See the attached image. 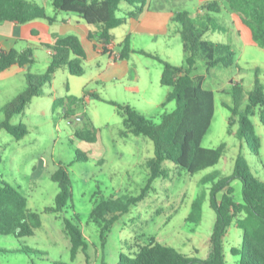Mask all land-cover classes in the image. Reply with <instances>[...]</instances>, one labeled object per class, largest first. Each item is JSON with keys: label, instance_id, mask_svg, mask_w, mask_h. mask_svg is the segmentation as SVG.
<instances>
[{"label": "rangeland", "instance_id": "obj_1", "mask_svg": "<svg viewBox=\"0 0 264 264\" xmlns=\"http://www.w3.org/2000/svg\"><path fill=\"white\" fill-rule=\"evenodd\" d=\"M28 1L43 6L51 18L75 16L58 12L53 0ZM200 2L151 0V9L160 11L159 7H163V13L187 11L192 16H198L203 14L202 8L206 4L200 6ZM131 8L122 3L119 17L125 16ZM38 21L44 27L49 26L46 20ZM174 27L180 29L171 21L167 36L157 34L155 40L154 34L134 35L131 47L135 52L128 60L117 62V67H129L130 71L125 78L115 82L106 81V73L99 68L105 70L110 64L114 65L115 59H111L110 53L97 54L93 46L88 47L83 64L84 77H73L69 70H61L51 84L43 87V95L33 99L22 114L12 119V124L27 127L29 133L23 140L18 141L6 131H0V185L4 182L26 197L29 209L42 215L44 225L35 237L18 240L0 236V264H117L122 254L129 255L149 239L175 248L200 262L208 260L217 215L211 207L212 184L204 180L211 176H219L220 179L231 177L235 161L241 154L254 176L264 182V126L259 115L252 117L261 142L260 154L256 156L235 135L239 123L232 129L234 134L229 133L232 114L224 106L234 105L233 84L243 85L245 94L253 89L257 78L264 84V48L246 41L235 45L238 68H217L209 75L204 63H198L195 74L206 76L204 88L215 93V116L202 147L217 149L225 146L224 155L218 165L193 176L165 161L159 176L152 181L148 163L155 157L154 144L146 137L124 134L126 119L118 107L128 106L156 124L161 123L165 114L176 110L175 102L167 103L171 90L161 85L164 72L161 62L180 67L184 65L181 37H169ZM92 30L100 29L92 27ZM121 31L123 29L117 30V38ZM231 38L226 33L208 35L211 41L222 40L229 44L232 43ZM32 49L35 64L21 67L24 69L22 75L0 78V124L5 121L3 108L27 89L26 76L46 75L51 65L48 48L35 44ZM141 51L155 58L139 53ZM116 52L115 55L122 52L121 45H117ZM85 93L91 100L85 101ZM94 94L113 104L96 100ZM69 97L78 99L75 108L81 121L78 117H66L62 108L54 109L57 100H65L67 104ZM246 106L247 100L242 109ZM77 152L84 154L87 161H78ZM60 165L68 169L73 199L67 213L48 214L46 210L56 206L60 193L59 185L52 180ZM231 186L235 201L242 203L241 182L233 180ZM139 197H143L142 200L130 203L128 212L118 218L106 234V240L103 239L101 226L91 220L97 204L105 200L127 203L128 199ZM199 198L203 206L201 220L197 221L190 217ZM75 216L79 221L75 220ZM66 219H74L73 222L86 237L89 259L79 253L72 261V244L65 230ZM242 237L243 232L235 225L228 229L224 239L228 264L239 263L240 258L233 256L231 251L241 250Z\"/></svg>", "mask_w": 264, "mask_h": 264}, {"label": "trees", "instance_id": "obj_2", "mask_svg": "<svg viewBox=\"0 0 264 264\" xmlns=\"http://www.w3.org/2000/svg\"><path fill=\"white\" fill-rule=\"evenodd\" d=\"M122 3L134 7L135 11L119 17ZM53 5L58 12L77 15L89 27H99V38L104 44L103 54H108L106 47L113 41L112 31L126 25L130 19H138L151 7V0H53ZM224 10L238 15L251 31L254 44L264 48V0H215L203 6L202 15L192 16L187 11L174 13L173 23L180 27L184 65L177 67L161 62L164 66L161 85L171 90L167 103L175 102L176 110L165 114L161 123L156 124L128 106L118 107L126 119L124 134L146 137L154 144L155 157L148 163L152 181L159 176L165 161L193 176L218 165L224 155L225 146L217 149L202 147V141L208 134L215 116V93L204 88L206 76L195 74L200 61L204 63L207 75L217 68H238L237 52L231 45L208 39V35L222 32L219 16ZM37 20L56 22V18L49 17L46 9L36 3L28 0H0V25H26ZM121 47L120 61L128 60L130 54L135 52L130 39H126ZM47 48L53 51L47 74L27 75V89L3 108L5 121L0 124V131H6L18 141L23 140L29 131L22 124H12V119L22 114L33 99L43 95V87L52 83L59 70L67 68L73 77L78 78L85 75L83 64L87 53L78 37H61L55 46ZM139 53L155 58L144 51ZM33 64L35 59L31 49L24 52L15 49L0 50V74L15 66L24 68ZM232 95L233 107L224 104L232 114L229 133L233 135L232 129L239 123V130L235 135L246 143L252 154L258 156L261 142L256 135L252 117L258 114L264 126V84L257 78L253 89L247 94L243 85L233 84ZM93 96L98 101L112 103L99 95ZM246 100L247 106L242 109ZM77 102L78 99L73 97H69L67 104L65 100L59 99L55 102L54 109L62 108L66 117L75 118ZM77 156L78 161H87V157L81 152H77ZM52 180L59 185L60 193L56 206L47 209L46 213L62 215L68 212L73 199L68 169L60 165ZM233 180H239L242 184V203L235 201L231 186ZM204 182L212 184L211 207L217 215L208 260L200 262L175 248L149 239L145 244L138 245L129 255L122 254L117 264H228L224 254V239L232 225L243 232L241 250L231 251L233 256L240 258L238 264H264V182L254 176L241 154L235 161L231 177L220 179L219 176H211ZM142 198L128 199L127 203L122 200H105L98 203L92 212L91 220L101 226V237L106 240V234L111 231L118 218L128 212L129 204L139 202ZM202 206V200L199 198L193 205L190 217L192 220H201ZM75 220L79 221L78 216H75ZM73 221L74 219L65 220V230L72 244V261H75L79 253L85 254L89 259L88 241ZM42 226V215L29 209L27 198L2 182L0 236L18 240L31 238L36 236ZM30 252L34 254L33 251Z\"/></svg>", "mask_w": 264, "mask_h": 264}, {"label": "crops", "instance_id": "obj_3", "mask_svg": "<svg viewBox=\"0 0 264 264\" xmlns=\"http://www.w3.org/2000/svg\"><path fill=\"white\" fill-rule=\"evenodd\" d=\"M215 1V0H210ZM220 1V0H218ZM205 4L206 2H200V6ZM160 11H152L151 7L146 9V11L138 18V19H130L128 23L120 29L121 31L119 38H117L116 32L119 29L112 31L113 41L109 44L106 49H108V53L111 55V59H115V63L110 64L109 67L106 69L101 70L106 73L104 78L108 82H115L119 80V78H125L127 76V71H130L129 67H117L119 60V55H115L117 45H121L126 41V39H131L136 34H146L149 36L150 34H154L156 37L157 34H163V36H167V27L168 24L174 18V13H163V7H159ZM135 8L132 7L126 14L134 12ZM226 13V16H224ZM224 19H220V24L223 27V30L219 34H229L232 37L230 40L232 43H226L231 45L237 52V48L235 45H240L242 42H247L248 44H254L252 39L251 31L242 23L241 18L231 13L227 10H224L221 17ZM55 23L48 22L49 26L44 27L40 25L39 21H34L26 25H16L13 23H4L0 25V50L2 51H11L17 50L19 52H24L25 50L32 49V46L35 44H39L43 47H53L56 45L57 41L61 37H68V36H76L80 39L86 53L87 48L93 46V49L96 51L97 54L103 53L104 44L100 41V32L93 31L92 27H89L81 18L77 15H67L66 17L59 19L57 16ZM175 24V23H174ZM217 34V33H216ZM180 36L179 29L174 27V31L170 33L169 37ZM181 37V36H180ZM158 37L154 38L157 39ZM175 38V37H174ZM175 40V39H174ZM120 41V42H117ZM215 42V41H214ZM217 42L225 43L222 40H218ZM101 46L102 49H99ZM50 51V49H48ZM184 57V56H183ZM118 59V60H116ZM111 62V61H110ZM112 63V62H111ZM180 67V66H177ZM26 68V67H24ZM126 68V69H125ZM67 69V68H63ZM61 69V70H63ZM222 70L221 68H218ZM22 69L19 66L12 67L8 71L0 74V78H12L16 75H22ZM59 70L57 74L61 71ZM68 70V69H67ZM56 74V75H57ZM72 76V75H71ZM85 76V75H84ZM83 76V77H84ZM137 74H135V77ZM89 93V92H88ZM22 94V93H21ZM19 96V95H18ZM85 101L91 100V97L88 96L87 93L84 94ZM79 114L76 115L78 117ZM78 120L81 121V118L78 117ZM41 163H43L41 161ZM41 168L44 169L45 166L41 165ZM44 225L42 226V228ZM41 228V229H42ZM39 231V230H38ZM37 231V232H38ZM36 232V235H37Z\"/></svg>", "mask_w": 264, "mask_h": 264}, {"label": "built area", "instance_id": "obj_4", "mask_svg": "<svg viewBox=\"0 0 264 264\" xmlns=\"http://www.w3.org/2000/svg\"><path fill=\"white\" fill-rule=\"evenodd\" d=\"M49 54L52 56L53 55V51L51 50V51H49Z\"/></svg>", "mask_w": 264, "mask_h": 264}]
</instances>
